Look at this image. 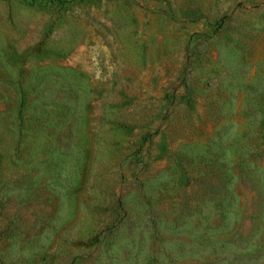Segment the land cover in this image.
Listing matches in <instances>:
<instances>
[{
    "label": "rangeland",
    "instance_id": "rangeland-1",
    "mask_svg": "<svg viewBox=\"0 0 264 264\" xmlns=\"http://www.w3.org/2000/svg\"><path fill=\"white\" fill-rule=\"evenodd\" d=\"M0 264H264V0H0Z\"/></svg>",
    "mask_w": 264,
    "mask_h": 264
}]
</instances>
